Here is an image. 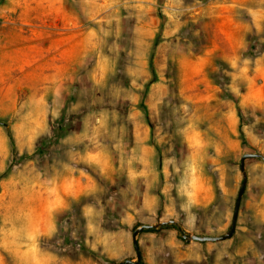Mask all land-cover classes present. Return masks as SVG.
<instances>
[{"label": "rangeland", "instance_id": "obj_1", "mask_svg": "<svg viewBox=\"0 0 264 264\" xmlns=\"http://www.w3.org/2000/svg\"><path fill=\"white\" fill-rule=\"evenodd\" d=\"M245 152L264 0H0V264H264L260 158L182 237Z\"/></svg>", "mask_w": 264, "mask_h": 264}, {"label": "water", "instance_id": "obj_2", "mask_svg": "<svg viewBox=\"0 0 264 264\" xmlns=\"http://www.w3.org/2000/svg\"><path fill=\"white\" fill-rule=\"evenodd\" d=\"M248 158H260V159L264 160V155L260 152H245L240 157L239 170L241 171L242 180L240 182V185H239V188L237 191V195H236V198L234 201L230 226H229L228 230L226 232H224L223 234H219V235H198V234L183 233L182 237L184 239L196 240V241H200V242H204V241L214 242V241L224 240V239L230 238L232 236V234L234 233V230H235V226H236V221H237L241 197H242V194L244 192L246 181H247V174H246L244 165H245V160ZM172 222H174V221L169 220V221L160 222V224L164 225L166 223H172ZM154 226H155L154 224H142V225L136 227L132 231V244H133V249L135 251V260L134 259H125L123 262H119L117 264H139L140 263L141 253H140L139 245H138L137 240H136V235L142 229L152 228Z\"/></svg>", "mask_w": 264, "mask_h": 264}, {"label": "trees", "instance_id": "obj_3", "mask_svg": "<svg viewBox=\"0 0 264 264\" xmlns=\"http://www.w3.org/2000/svg\"><path fill=\"white\" fill-rule=\"evenodd\" d=\"M151 65V64H150ZM152 71H153V69H152ZM242 141L244 142V139H242Z\"/></svg>", "mask_w": 264, "mask_h": 264}]
</instances>
